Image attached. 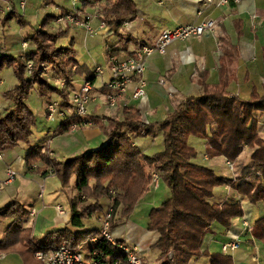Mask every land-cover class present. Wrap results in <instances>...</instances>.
I'll use <instances>...</instances> for the list:
<instances>
[{"label": "trees", "instance_id": "obj_1", "mask_svg": "<svg viewBox=\"0 0 264 264\" xmlns=\"http://www.w3.org/2000/svg\"><path fill=\"white\" fill-rule=\"evenodd\" d=\"M87 3L101 7L99 20L114 33L121 31L125 23L139 18L136 0H88ZM13 19L22 27L26 26L17 13L0 21L6 26ZM54 20L50 15L44 17L41 28L30 38L32 52L26 60L0 58V75L8 66L17 81V85L4 94L14 107L6 115L0 114V152L24 145L27 147L26 171L48 177L49 171L54 169L65 192L74 179V194L68 193L70 220L65 228L38 241L32 227L26 226L29 212L19 201L0 208V232L3 230L1 222L10 221L0 238V253L17 254L24 264H40L34 258L38 247L66 246L77 250L100 237L101 231L89 229L88 223L102 210L104 202L112 208L111 220L115 216L121 219L131 216L155 186L154 175H157L158 181L168 188L170 197L161 207L150 211L147 228L158 236L154 248L158 249L162 264H194L203 257L208 258L210 264H234L233 259L222 252L203 251V243L212 225L229 229L235 219L244 217L239 202L221 205L213 201L218 187L230 185L252 205H264V138L255 118L257 112H264V84L262 91L254 87L249 99L230 94L229 87L235 79L234 62L230 59L239 52L238 48L230 46L227 51V46L224 47L218 84L208 83L207 74H201L202 94L186 97L162 121L149 122L139 107L120 104L117 115L97 117L92 126L107 139L103 146L74 158L58 160L45 153L43 144L34 143L37 118L26 103L35 88L44 99L45 109L55 94L62 97L65 107L70 106L66 94L34 76L46 63L55 64L69 76L77 75V71H72L73 66H78L77 52L73 47H58V41L66 36L68 29H56ZM221 42L225 45L223 39ZM111 55L120 56L115 51ZM29 62L33 64L32 79L27 76ZM73 122L63 123L57 136L70 134ZM156 134H160L162 150L148 156L135 143V138H154ZM191 138L205 141V154L209 159L223 157L237 163L245 149H250V162L237 168L241 171L234 183L196 162L198 152L190 144ZM247 177L250 178L246 180ZM252 233L255 238L264 237V217L255 222ZM89 250L113 254L103 240ZM169 253H173V262L168 259Z\"/></svg>", "mask_w": 264, "mask_h": 264}, {"label": "crops", "instance_id": "obj_2", "mask_svg": "<svg viewBox=\"0 0 264 264\" xmlns=\"http://www.w3.org/2000/svg\"><path fill=\"white\" fill-rule=\"evenodd\" d=\"M22 1L23 0H13L12 2V5L14 8H16L17 15L22 17V19L26 22L27 28L34 29L35 24H32V20L36 19V25L38 26V29H40L42 22L40 23L37 11L33 13L34 16L31 15L30 12L28 13V5H26L24 11H22L20 8V3ZM27 1L28 0H25L26 4ZM70 1L71 7L69 8L68 4ZM87 1L88 0H80L77 3V8L79 9L78 11L80 13L94 11H97V13H99V11L101 12V7L99 5L92 6L91 4H88ZM136 1L138 3L139 15L137 21L124 25L122 30L118 33H114L109 27L104 31L94 33L103 34L107 38L115 37L113 38L110 50L108 51V57L114 51L117 52V54H120L122 57L129 55L132 56L141 46H153L160 34L167 29L172 30L180 26H186L193 23L199 24L205 18L209 20H216L217 22L216 28L213 32H207L199 38H192L187 41L175 43L168 48L165 55L153 54L148 57L146 59V72L144 75L145 81L147 82V96L142 100H132L130 96L134 91V86L131 85L129 86L128 90L129 95L120 102L121 105L139 107L145 112L146 118L149 122L162 121L170 113H172L176 105L186 97H197L202 94L203 89L199 85L201 74H207L208 83L218 84L221 60L225 56V46H227V51L230 50V46L238 48L239 51L236 54L233 53L234 57L230 59L234 62L235 74V79L229 87L230 94L233 96H238L242 99H249L251 91L254 87L259 91H262V86L264 84V0H242L239 5H228L222 8H211L201 17L198 16V12L201 8L202 0ZM42 3V7L45 6L49 11V14L47 15L53 16L55 19L58 15L62 16L70 13V11L73 10L72 0H43ZM4 7V0H0V8ZM2 17L3 16H0V18ZM14 22H18L19 24L17 19H13L8 24H6V26H2L0 21V32H2V37L0 38V58L5 55L8 60H12L16 58L13 55H17L18 53L22 58H28L29 55H26V53L30 54L32 52V49L31 51L27 50L28 48H31L30 38L33 36L32 33L29 35L23 32V35L20 36L21 44L18 43L20 39L19 37L17 38L16 35L7 37L4 40L5 42L2 41V38L6 36L4 33L7 27H10V25H12ZM22 28L19 30H22ZM239 31H241V35H239ZM221 39L224 40L225 45L221 42ZM16 43H18L17 48ZM24 43L28 44L26 49L27 52H24L26 50L23 51ZM7 52L11 54H7ZM23 53H25L24 56ZM76 61L78 66H76L77 75L75 78L79 82L84 79L93 78L94 69H90L87 64H85V67L81 68L79 66V63L81 62L78 60V55L76 57ZM105 72L106 78L108 79L110 76L109 69L107 68ZM4 81L5 80L0 77V86L7 83ZM12 83H10L7 91L13 88L14 85ZM97 83L98 84L96 85L95 93L93 94L94 102L90 105L91 116L97 118L117 115L121 108L113 110L107 107L103 98L104 89L101 88L102 86L99 82ZM42 102V105H45L43 100ZM13 107L14 105L11 101L6 100L4 95H0L1 115L9 112L13 109ZM262 126H264L263 123L260 125V134L264 132ZM57 130L58 129L53 132L50 129H46V131H35L34 143L38 144L44 142ZM58 137L62 138V141L58 147V153L64 158L66 157L65 159L74 158L77 155L85 153L89 149L99 148L103 146L107 140L97 128L92 127H86L80 130L78 129L74 132H71L70 134L62 136H57V134H55L51 141L52 145L54 140ZM147 138L150 139L148 142L145 140ZM154 140L160 141V134H156L154 138H135V143L139 145L146 155L151 156L162 150L161 144H157L154 142ZM203 142L205 148V141L203 140ZM190 144L195 148V145L191 141ZM157 146L158 149L156 148ZM152 147L156 149H150ZM26 148L27 147H22V152L26 153ZM13 151L14 150L5 152L6 160L1 163L4 164V170L2 172L0 171V177L5 176L9 168H15L18 170L21 177L27 179L26 177L30 176L31 173L26 171L24 158L19 157L18 153ZM51 152L53 154L52 157L56 159V154L53 151ZM203 156V159L201 156H199V158L197 157L196 162L206 165L204 162L212 160L206 156L205 151ZM218 158L222 159L223 157ZM216 159L217 158H214V160ZM223 159L225 161V167H228L227 169H229L231 174L234 175V170H231L230 165H228V160L225 158ZM218 167L220 168V166ZM222 169L224 171H217L215 169L213 170H215L219 176L224 177L221 175L225 172L223 164ZM232 175L229 177L232 178ZM40 177L43 178V182L47 179V177H43L42 175H40ZM160 184L161 183L157 181L151 192L138 203L133 213L137 212L138 207L142 206L143 201H149V205L152 206L153 209L161 207L162 204L167 199H169L170 192L165 185L163 187V191L166 189V192H164L163 195L164 197H157V191H160L159 189L161 188ZM15 201H19L23 207V203H27V201L23 199H17L14 201L12 200V202L10 201L6 204H3L4 202L0 201V208H4ZM213 201L221 205H224L230 201L239 202L244 209V217L235 219L229 229H224L218 224L212 225L210 232L204 239L203 251H207L209 253H223L222 247L224 244L236 241L240 244L239 249L226 254L233 259L234 264H264V237L262 239L255 238L252 231L248 232L244 227V221H248L250 225L254 227L255 222L264 217V205L262 203L252 205L247 197L239 195L238 192L231 186H223L222 188H219L217 192L215 190ZM106 204L109 205L108 202ZM29 205L30 207L27 209V211L30 214V211L36 207L33 204ZM53 205L54 206H51L50 208L56 207L57 209V207L60 206V204L57 203H53ZM58 215L60 219L67 218L68 224L70 220V213L64 212V215H60L59 213ZM102 218L103 217H98L97 220L103 222L105 219L101 220ZM36 220L35 218L31 217L27 218L26 226L31 227V223H33L35 226ZM67 224H59V222H57L51 226L54 230L52 232H48L47 234L57 232L65 228ZM97 224L99 223L95 222L93 218L88 223V228L101 231L98 228H94V225ZM215 227L217 230H214ZM33 235L35 238H37L35 231L33 232ZM153 238L154 240H152L151 244L154 247L158 236L155 235ZM88 243L95 245L92 243L91 239L87 243L80 246L83 252L85 250L84 253L86 256L89 252H91L89 248H86ZM124 243L128 244L131 248H137L140 250L137 246L139 243ZM151 244H148L144 241V251H149L148 253H150L151 251L149 247ZM213 244H220L221 249L212 250L211 247ZM144 260L148 262V258H145ZM144 260L142 258L143 264ZM159 264H162L161 259L159 260Z\"/></svg>", "mask_w": 264, "mask_h": 264}, {"label": "rangeland", "instance_id": "obj_3", "mask_svg": "<svg viewBox=\"0 0 264 264\" xmlns=\"http://www.w3.org/2000/svg\"><path fill=\"white\" fill-rule=\"evenodd\" d=\"M42 1L43 0H28L26 4L28 5L27 6L28 13L30 12L31 15H33V13L37 11L39 15L40 23L43 22L44 17L47 16V14H49V11L46 9V7L45 6L42 7L43 5ZM68 5L70 8L71 1L69 2ZM80 15L82 17H85V15L95 16L97 15V11L88 12V13H80ZM32 24H35L34 29L27 28V26L22 28L21 26H19L20 24H18V22L12 23L10 27H7L4 33V35L6 36L2 38V41H4L7 37L14 36V35H16L17 38L19 37L20 39V36L23 35V32L29 35L31 33L34 34V32L38 30V26L36 25V19L32 20ZM53 25L56 27V29L60 27L64 29H68L66 36L58 41V47H61V48L73 47V49L77 52L78 60L81 62L79 63V66L81 68L85 67V64H87L90 69H95L96 66H101L104 70H106L109 67L107 54H108V51L110 50V46L112 44L113 38L115 37L107 38L103 34H93L92 35V34L87 33V31L84 30L82 27H77L67 22L58 24L56 22V19L54 20ZM99 25H100V21L97 19L91 22V27L94 30L97 29ZM20 28H22V30H19ZM1 37H2V32H0V38ZM15 41H16V37H15ZM18 43L21 44V39L18 41ZM18 43H16V48L18 47ZM8 45H9V39H8ZM27 50L31 51V48H28ZM27 50L24 51L23 49L24 52H27ZM7 54H11V53L7 52ZM24 54L25 53H23V56ZM26 55H29V53L28 54L26 53ZM3 56L5 57V55ZM13 56H15L16 58L21 57L19 53ZM53 66H55V64H53ZM47 73H48L47 75H50V71ZM12 75H13L12 69L8 66L1 73L0 77L5 80L4 82H7L6 84H3L2 86H0L1 96L7 92V89L10 86V83L14 82L12 83L14 85L13 87L17 85L16 84L17 81L14 75H13L14 78L12 77ZM8 76L11 78H9ZM34 76L37 79H42L47 82V77L42 76L40 71H37L36 75L34 74ZM105 79H107L106 75H105ZM53 83H55V85L59 86L60 88V84L58 82H53ZM97 84L98 83H96V85ZM42 100L44 99L41 98L40 94L34 88L33 95L26 102L27 105L32 109V111L34 112L37 118V124H36V127L34 128V131L38 132V130L46 131V129H50L53 132L56 129L60 128L61 121L56 120L54 122H50L47 120L45 106L42 105L43 104ZM49 100L61 102L62 97L55 94V95H52ZM7 113L2 114V115H6ZM255 118L258 121V124L259 123L260 125L262 123L264 124V112H257L255 114ZM95 119L96 118L93 117L94 122H95ZM260 125H258L259 133H260V128H261ZM262 129H264V126H262ZM260 135L261 137L264 138V132H262V134ZM145 140L148 142L150 139L147 138ZM61 141H62V138L58 137L57 139L54 140L53 145H52V142L49 143V149L56 154V159L58 160H62L66 158V157L64 158L62 155L58 153V147ZM190 141L195 145V148L198 152V158L199 156H201V158L203 159L204 158L203 155L205 151L203 140L198 139V138H191ZM46 142L48 141L45 140L44 142L38 143V144H43L45 146V153H47L48 156H50V151L47 149ZM154 142H156L157 144H162L161 140L160 141L154 140ZM22 147H24V145H22L20 148L14 149V151L18 153L19 157L25 158L26 153L22 152L23 151ZM156 148L158 149V146ZM156 148L152 147L150 149L154 150ZM3 153L5 156L4 158V161H5L6 155H5V152ZM251 153H252V150L245 149L244 153L241 155L237 163L228 161L230 163H233L232 166L230 167H231V170L232 169L234 170V175H232L229 169H227L228 167L227 168L225 167V161L223 158L222 159L217 158L216 160L212 159L207 162H204L206 164L204 166L209 167L211 169L213 168L217 171H224L222 169V164H223L225 168V172L222 173L221 175H223L225 178H229L233 180V182L235 183L237 181V175H239L240 174L239 172L241 171V170L238 171L237 168L242 167L243 165H246L250 162ZM1 163L3 162H0V171L2 172L4 170L3 168L4 164H1ZM24 163H25V160H24ZM218 166H220V168ZM231 175H232V178L229 177ZM257 175L260 176L259 173ZM26 178L27 179H25L24 177H21V175H18L13 183L7 186H3V189L0 190V201L4 202L3 204H6L10 201L12 202V200L14 201L17 199L18 200L23 199L27 201V203H23L24 208L26 210L30 207L29 204H33L36 207L35 211L37 212L38 216H36L35 218V220L37 219L35 226L33 223H31V227L33 229V232L35 231L36 233L37 240L42 241V238L48 232H52L54 230L51 227L53 224H56L57 222H59V224L60 223L65 224V225L67 224V218L60 219L56 207H52V208L50 207L54 206L53 203L55 204L57 203V204H60V206H62L65 213H70V202L68 199V193L69 194L71 193L72 195L74 194L73 187L75 184V180L74 179L72 180L71 186H70L71 188L68 189V192H65L62 190L61 182L56 175L47 177V179L44 182H43V178L40 177V175L31 174L30 176H27ZM249 178L250 177H247L246 180H248ZM6 179H7L6 175L0 177V184L3 183ZM153 184L156 185L155 180ZM160 187H161L159 189L160 191H157V197L159 198L164 195V192H166V189L163 191V187H164L163 183L160 184ZM219 188H222V187H218L216 189V192ZM41 193H42V197H40ZM106 203L107 202H104L102 210L94 215V221L99 223L97 225H94V228H98L102 231L105 228L106 222L108 221L110 223L109 233L112 235L114 240L118 241V243H124V242H130L131 244L139 243L137 244V246L140 249L139 252L141 254V257L143 258V260L145 258H148V262L144 260V264H159L160 253L158 249L154 248L151 244L152 240H154L153 237H155V235L157 234L149 231L147 228L149 212L152 209V206L149 205V201H143L142 206L138 207L137 212L133 213L131 216L127 218H122V219L115 216L112 220L107 218L112 208ZM0 207H1V204H0ZM98 217H103L101 220L103 219L105 220L103 222H100L97 220ZM9 223H10L9 220L5 222H1V226L3 230H1L0 232V238H2L3 237L2 235L5 234L6 232L5 229L7 226L10 225ZM214 230H217V228L215 227ZM144 241L148 244H151V246L149 247L151 251L150 253H148L149 251L148 252L144 251L145 250ZM91 246L92 244L88 243V246L86 248H90ZM211 249L220 250L221 245L213 244ZM0 254L4 255L2 253ZM0 264H24V262L17 254H9V255H4L3 259L0 261ZM195 264H210V263L207 258H200L199 260L195 262Z\"/></svg>", "mask_w": 264, "mask_h": 264}, {"label": "built area", "instance_id": "obj_4", "mask_svg": "<svg viewBox=\"0 0 264 264\" xmlns=\"http://www.w3.org/2000/svg\"><path fill=\"white\" fill-rule=\"evenodd\" d=\"M80 0H72L73 10L56 18L58 24L64 22L73 24L77 27L84 28L87 33L94 34L96 32L104 31L108 27L100 22L97 29L91 27V22L95 19H99L101 12L95 16L80 15L77 3ZM242 0H202L201 8L198 12V16H203L211 8H222L228 5H239ZM13 0H4L5 7L0 8V15L3 17L13 15L16 12V8L12 5ZM26 2L23 0L20 3V8L24 11ZM216 20L204 19L201 23H193L186 26H180L172 30H164L153 46H141L136 50L134 55L119 56L110 55L108 57L110 76L105 79V70L101 66H96L94 69V75L91 79H84L79 82L75 77L69 76L65 71L61 70L53 64H42L38 71L42 76L47 77V82L54 89L59 90L61 93L66 94L68 97L69 107H65L62 102L48 101L46 106V118L50 122L60 120L61 124L69 121H74L71 125V131L74 132L79 127H92L94 125L93 117L90 112V105L94 102L93 94L96 90V83L101 84V88L104 89L103 98L107 107L116 110L119 108L120 102L129 95V86H134V91L131 93V99L134 101L142 100L147 96L146 88L147 82L144 75L146 72V59L153 54L165 55L170 46L175 43L187 41L192 38L202 37L207 32H213L216 28ZM128 23H125L126 25ZM28 47L27 43L23 44L24 50ZM25 59V58H23ZM77 67L73 66L72 71H76ZM50 71V75H47ZM27 76L32 79L33 64L31 62L27 65ZM53 82H58L59 86ZM78 86V87H75ZM57 134V131L48 137L47 149L50 151V156L53 154L49 149V143H51L53 136ZM4 153L0 152V162L4 161ZM228 165L232 166V163L228 162ZM19 172L15 168H9L6 172V180L0 184V190L3 186H7L15 181ZM54 169L49 171V176H55ZM155 183L158 181L157 175H154ZM42 197V193L40 195ZM57 211L60 215H64L63 208L58 206ZM29 216L36 218L37 212L35 209L30 211ZM112 210L108 215V219H111ZM110 223L107 221L105 228L101 231L100 237L92 239V243L97 244L100 240L105 241L113 250V254L106 253L101 250H94L89 252L88 255L81 252L82 248L73 250L66 246L54 247L50 249H43L38 247L34 258L40 262V264H143L141 255L137 248H131L126 243H118L114 240L109 233ZM244 227L246 231L251 232V227L248 221H244ZM239 242L226 243L222 247L224 254H228L231 251L239 249ZM4 255L0 254V261ZM168 259L173 262V253L168 254Z\"/></svg>", "mask_w": 264, "mask_h": 264}]
</instances>
